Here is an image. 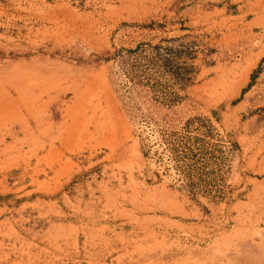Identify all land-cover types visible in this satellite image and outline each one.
<instances>
[{"label":"rangeland","instance_id":"rangeland-1","mask_svg":"<svg viewBox=\"0 0 264 264\" xmlns=\"http://www.w3.org/2000/svg\"><path fill=\"white\" fill-rule=\"evenodd\" d=\"M261 45L264 0H0V264L37 254L24 168L37 134L76 163L48 197L80 233L74 244L57 229L54 264H264V64L244 107L213 93L238 84ZM166 58L193 83L175 84ZM166 89L183 117L219 112L210 137L180 143L194 160L159 137Z\"/></svg>","mask_w":264,"mask_h":264},{"label":"crops","instance_id":"crops-1","mask_svg":"<svg viewBox=\"0 0 264 264\" xmlns=\"http://www.w3.org/2000/svg\"><path fill=\"white\" fill-rule=\"evenodd\" d=\"M261 46L260 56L245 71L243 79L238 84L235 82V86L233 85L232 88L228 87L229 85L223 88L224 84L222 83L219 85L221 88L213 92L216 96L222 97L221 101H224L223 98L225 97L238 105L241 104L242 107L250 102V98L244 100V98L241 99V96L244 97L248 94L249 89L247 88L250 85L253 86L254 81L259 79L258 75L262 73V71L257 70L261 66V62L264 64V45ZM54 140L52 135H49V139L44 140L39 138L37 134V156L24 166L28 172L27 175L35 182V187L30 190L37 189V202L35 203L37 204V218L41 221L43 219V223L39 225V228L37 227V254L33 257L32 253L27 255L26 252L23 257L26 264L31 262L33 264H54L57 262L55 256L57 252L55 239L59 237L57 229L66 232L72 229L70 235L73 236L74 244L80 239V233L78 228L75 227V222L72 220H57V215H59L58 217L65 216L64 219H68L69 210L61 202L48 198L61 192L66 183L76 173L74 158L68 156L65 150L54 144ZM72 184L77 185L78 182L73 180ZM68 252L70 251L68 250Z\"/></svg>","mask_w":264,"mask_h":264},{"label":"trees","instance_id":"trees-1","mask_svg":"<svg viewBox=\"0 0 264 264\" xmlns=\"http://www.w3.org/2000/svg\"><path fill=\"white\" fill-rule=\"evenodd\" d=\"M139 48L140 47H137V49L134 50H129V53L137 51ZM173 64L174 63L170 58L164 59L162 65L165 68L166 75H170L175 84H179L184 87L188 84L191 85L193 83V79L189 75V73L182 72L181 68L174 67ZM187 81L189 82L187 83ZM159 98L160 99H158V102L160 103V106L164 107L167 111L162 118V121L165 125L163 126V128L159 129V137L161 141L163 143L175 142L173 146L170 147L172 156L175 159L181 161L184 160V162L194 160V158L197 157L195 148L189 146V149L185 150L183 149V146L180 145V143H182L183 139L185 138H187L185 139L186 142H189L191 140L195 142L201 141L200 138L191 135L192 131L194 130H196L197 132L202 131L200 133L210 137L215 129V125L213 123L214 120H220L218 110L212 109L211 117H204L201 115L183 117L179 112L175 110L182 98L179 91L175 89H166L160 94ZM235 145L239 146V143L236 141ZM142 147L144 156L147 158L148 155H150V148L146 147L144 143ZM185 166H187V169L184 172L188 174L187 176H189L191 180H194L195 174L192 171L195 163H184V167ZM155 174L159 179L161 178V174L159 171H156ZM189 191L193 192L191 188H189Z\"/></svg>","mask_w":264,"mask_h":264}]
</instances>
